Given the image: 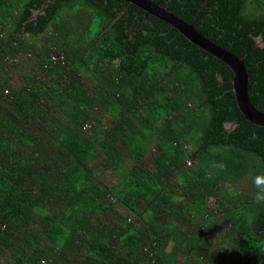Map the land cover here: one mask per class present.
<instances>
[{"label": "trees", "instance_id": "trees-1", "mask_svg": "<svg viewBox=\"0 0 264 264\" xmlns=\"http://www.w3.org/2000/svg\"><path fill=\"white\" fill-rule=\"evenodd\" d=\"M152 2L243 57L264 112V0ZM232 78L130 1L0 0V264H264Z\"/></svg>", "mask_w": 264, "mask_h": 264}, {"label": "water", "instance_id": "water-1", "mask_svg": "<svg viewBox=\"0 0 264 264\" xmlns=\"http://www.w3.org/2000/svg\"><path fill=\"white\" fill-rule=\"evenodd\" d=\"M141 7L147 13H152L165 22L177 27L178 30L185 35L192 43L208 52V54L222 60L229 65L233 78L232 89L235 94V101L239 110L243 113L244 118L255 124L264 125V112L256 108L252 104L248 95V80L249 77L243 62V57L237 56L228 49L221 47L209 38L200 33L192 24L182 20L179 16L173 14L160 5L152 2V0H127ZM261 39L257 41V45L261 44Z\"/></svg>", "mask_w": 264, "mask_h": 264}, {"label": "clouds", "instance_id": "clouds-1", "mask_svg": "<svg viewBox=\"0 0 264 264\" xmlns=\"http://www.w3.org/2000/svg\"><path fill=\"white\" fill-rule=\"evenodd\" d=\"M215 169L223 171L226 165L223 163H213ZM252 201L256 206L264 207V173H258L252 177Z\"/></svg>", "mask_w": 264, "mask_h": 264}, {"label": "flooded vegetation", "instance_id": "flooded-vegetation-1", "mask_svg": "<svg viewBox=\"0 0 264 264\" xmlns=\"http://www.w3.org/2000/svg\"><path fill=\"white\" fill-rule=\"evenodd\" d=\"M234 125H235V123H227V124H226V128H227V129H230V128H232Z\"/></svg>", "mask_w": 264, "mask_h": 264}, {"label": "built area", "instance_id": "built-area-1", "mask_svg": "<svg viewBox=\"0 0 264 264\" xmlns=\"http://www.w3.org/2000/svg\"><path fill=\"white\" fill-rule=\"evenodd\" d=\"M53 58L55 59V58H56V56H55V55H53Z\"/></svg>", "mask_w": 264, "mask_h": 264}, {"label": "rangeland", "instance_id": "rangeland-1", "mask_svg": "<svg viewBox=\"0 0 264 264\" xmlns=\"http://www.w3.org/2000/svg\"><path fill=\"white\" fill-rule=\"evenodd\" d=\"M240 189V187H238V190Z\"/></svg>", "mask_w": 264, "mask_h": 264}]
</instances>
